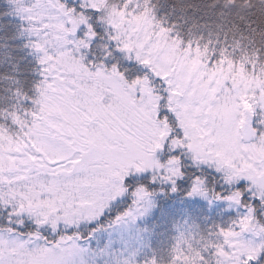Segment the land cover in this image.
Listing matches in <instances>:
<instances>
[{
  "label": "snow or ice",
  "instance_id": "1",
  "mask_svg": "<svg viewBox=\"0 0 264 264\" xmlns=\"http://www.w3.org/2000/svg\"><path fill=\"white\" fill-rule=\"evenodd\" d=\"M0 264H264V0H0Z\"/></svg>",
  "mask_w": 264,
  "mask_h": 264
}]
</instances>
